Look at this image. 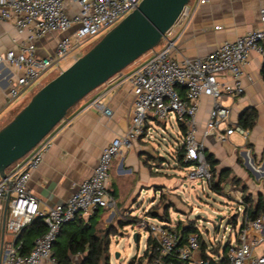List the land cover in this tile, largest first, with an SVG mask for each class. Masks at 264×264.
<instances>
[{"label":"built area","instance_id":"obj_1","mask_svg":"<svg viewBox=\"0 0 264 264\" xmlns=\"http://www.w3.org/2000/svg\"><path fill=\"white\" fill-rule=\"evenodd\" d=\"M209 1L194 0L190 4V0L178 21L162 37V46L149 50L146 60L134 64L123 75L120 84L128 83L133 94L129 128L124 135L114 136L102 148L92 174L73 191L65 203L43 210L28 186L32 172L54 144L53 133L57 126L9 167L6 178L0 177V196L10 195L6 229L16 238L36 218H41L46 226V231L36 237L28 252H23L17 241L8 243L3 264H42L47 260L59 264L54 256L53 244L63 225L86 218L98 208H118L109 186L113 160L124 148L133 147L134 142L142 137L147 140L152 138L154 126L164 125L165 130L167 123H172V118L179 125V139L173 144L175 165L186 168L180 185L186 183L188 187L201 181L212 188L219 173L213 171L207 158L206 142L198 135L200 101L204 95L213 99L205 136L213 134L220 141L227 140L234 133L248 137L249 129L231 122L232 109L223 101L245 92V77L254 80L246 67L253 54L264 56V26L226 40L204 56L177 58L173 51L183 33L177 32V25L181 23L182 28H186L199 7ZM140 2L0 0V20L12 21L19 31H29L28 36L20 41L18 50L0 53V64L7 62L19 71L10 79L9 97L15 99L30 86L37 85L44 76L52 72L60 73L65 69L64 62L79 57L78 48L82 43L114 27ZM260 20L264 23V7L260 9ZM53 32L62 33L57 39L55 50L48 55H39L37 40ZM91 108L108 117L114 113L104 102L103 94L88 103L86 109ZM181 124L184 125V131ZM179 153L187 165L180 162ZM9 181H12L11 185ZM202 188H205L204 185ZM220 191L237 202L235 207L226 211L229 222H232L231 219H235V222L229 235L225 232L220 237L215 236L210 243L205 241L196 219L186 218L195 221L198 231L191 232L183 239L177 229L178 220L174 221L172 217L170 223L151 221L148 208L146 218L136 216L137 226L147 231V239L151 237L156 242L159 255L153 264H174L172 258L210 264L213 260H221L224 250L227 264H264V213L255 218L250 217L249 210L253 203L245 200L243 191L233 184L231 178L221 182ZM231 210L233 213H230ZM215 212V220L219 222L217 227L220 228L221 212ZM202 241L206 244L207 255L203 254ZM147 246L146 241L144 248ZM217 248L218 252H214ZM70 264L84 263L74 261Z\"/></svg>","mask_w":264,"mask_h":264},{"label":"crops","instance_id":"obj_2","mask_svg":"<svg viewBox=\"0 0 264 264\" xmlns=\"http://www.w3.org/2000/svg\"><path fill=\"white\" fill-rule=\"evenodd\" d=\"M262 7H264V0H210L199 7L191 23L186 28L184 27L185 29L182 28L181 23L177 25V32L183 31V33L177 41L173 55L179 59L204 56L222 42L235 39L257 27L264 26L260 20ZM28 34L27 30L19 31L12 21L0 20V53H7L11 49L18 50L20 41ZM61 36L62 33L53 32L38 39V54L44 56L52 53L55 50L57 39ZM73 61L72 59L67 61L65 68ZM263 68L264 56L253 54L246 71L252 75L254 80L250 81L245 77L243 80L245 92L239 96L228 97L223 101L232 109L231 122L233 123H239L240 116L248 108L256 109L258 116L255 125L249 129L248 137L234 133L227 140L220 141L213 134L205 136L206 121L213 103V99L209 96L204 95L201 98L197 116L198 135L206 142L207 154L217 160L216 172L220 174L221 171L228 170L227 178L236 177L241 185H247L246 192L252 198H255V192L258 195L260 193L264 195ZM130 69L132 68L118 73L75 104L64 120L54 129V144L46 153L42 163L32 172L28 183L30 190L38 198L41 209L47 210L65 203L73 191L92 174L102 148L114 136L124 135L127 132L131 120L133 94L128 83L120 84V82L123 75ZM53 73L55 72L44 76L37 85L27 88L21 96L11 99L8 93L10 79L19 74V71L7 62L0 64V128L30 100L38 87H42L49 81ZM102 94L104 102L114 112L111 117L96 109H86L91 100ZM147 143L148 140L142 137L134 142L133 147L124 148L121 154L113 160L109 186L118 208H98L88 217L79 219L87 223L90 219L92 220L95 234L110 240V251H112L111 245L114 241L133 238L135 232L128 231L130 225L135 224V231L140 230L136 223L137 215H134V205L138 201L139 191L145 187L155 189V186L165 185L158 182L153 174L155 172L149 161L151 154ZM177 168L183 169L182 167ZM183 178L174 183L176 189L181 186ZM168 188L164 186L156 190L166 192ZM6 204L7 196H0V264H3V254L8 243L17 241L22 245L26 241V249L30 250L39 235L35 227L29 226L21 232L18 241L20 234L15 238L6 229L9 212ZM186 218L179 220L186 224L188 222ZM75 228L76 225L73 223L64 225L58 240L67 239L70 231ZM143 254L144 252L137 256L143 257ZM85 255L86 253L71 255L72 262L83 259ZM145 260L149 262L147 258ZM42 264L53 263L47 260Z\"/></svg>","mask_w":264,"mask_h":264},{"label":"water","instance_id":"obj_3","mask_svg":"<svg viewBox=\"0 0 264 264\" xmlns=\"http://www.w3.org/2000/svg\"><path fill=\"white\" fill-rule=\"evenodd\" d=\"M189 2L141 0L90 49L37 90L0 128V177L6 178L7 168L56 127L75 104L155 48ZM6 196L7 209L10 195ZM138 235V231L133 235L135 242ZM115 256L120 257V252Z\"/></svg>","mask_w":264,"mask_h":264},{"label":"rangeland","instance_id":"obj_4","mask_svg":"<svg viewBox=\"0 0 264 264\" xmlns=\"http://www.w3.org/2000/svg\"><path fill=\"white\" fill-rule=\"evenodd\" d=\"M193 1L194 0H191L190 4H192ZM106 32L107 31L82 43L78 48L79 55L84 54L90 49ZM161 46L162 43L157 45V48ZM149 53L150 51L146 52L135 63L130 64L121 72L132 68L133 65H136L138 62L140 63L146 60L149 57ZM64 65L66 66L67 62H64ZM57 74L58 72H55L50 75L49 80L54 78ZM39 88L41 87H38L37 90H39ZM171 122L172 123H167L165 130H163L164 125L154 126V136L150 138L147 143L149 146V153L151 154L149 161L152 163V168L155 172L153 174L157 177L156 180L158 182L165 185L155 186V189H146L150 187L141 189L138 194V201L134 205V215L145 217L147 208L149 211L152 209L162 211L163 208L172 205L170 212L173 220L185 219L186 217L196 219L199 230L205 241L210 243L215 236L220 237L225 232L229 235V232L233 229L234 222H229V214H227L226 211L231 207H235L237 202L234 198H229L221 191L214 190L207 183L203 184L201 181L190 184L188 187H186V183H184V186H178L177 189L174 187V183L182 179L186 174V168L179 169L175 165L173 144L175 140L179 139V125L175 118H172ZM163 137H165V139ZM203 185L205 187L204 189L202 188ZM164 186L169 187L168 191H163L161 193V190H156ZM257 196L258 194L255 192L254 201L257 199ZM215 211L221 212L220 221L222 225L220 228L217 227L219 222L215 220L217 216ZM230 213H233V211L231 210ZM188 214L189 216H187ZM150 220L153 221L158 219L151 217ZM225 226H227L226 230ZM135 228V224H132L128 227V231L130 233L138 231V229L135 231ZM139 232L141 233L139 243L135 242L133 238H131V240L122 238L119 242L114 241L112 243L111 249L113 253L110 251V264H123L133 257H135V264L149 263H147L145 257L137 256L144 252V243L147 241V236L145 235L147 231L140 229ZM260 250L261 247L259 248V251ZM115 251L120 252V257L115 256ZM190 264L196 263L190 262Z\"/></svg>","mask_w":264,"mask_h":264},{"label":"trees","instance_id":"obj_5","mask_svg":"<svg viewBox=\"0 0 264 264\" xmlns=\"http://www.w3.org/2000/svg\"><path fill=\"white\" fill-rule=\"evenodd\" d=\"M264 73V68H263ZM258 113L255 108H248L239 118V124L244 126L247 129H251L257 119ZM180 127L184 131V125L181 124ZM179 160L183 165H187L188 163H184L182 154H178ZM207 158L211 163L213 171L215 172V164L217 160L212 156L207 154ZM9 167L7 168V170ZM228 176V170H223L219 174V178L217 180L214 179L212 183V188L214 190L220 191L221 182L226 179ZM232 182L234 185L239 187L243 191V195L246 201L252 202L253 206L249 210V214L251 218H255L261 213H264V195L260 193L256 201L253 200L252 196L247 193V185H241V182L236 177H232ZM171 205L160 210H150L148 214L155 219H158L165 223L171 222V214H170ZM230 221L235 222V219H231ZM70 223L76 225V228L70 231L67 239L60 241L58 238L53 244L54 256L59 264H70L72 262L71 255H76L79 253H86L83 258L84 264H110V240L99 237L95 234L94 223L90 219V221L83 222L82 220H75ZM66 225V224H65ZM33 226L36 228L37 234L41 235L46 231V226L41 218H36L31 224L26 226L25 228ZM64 226V225H63ZM62 226V228H63ZM24 228V229H25ZM61 228V230H62ZM23 229V230H24ZM177 229L180 231L183 239H185L188 234L194 231H198V228L195 225L194 220H188L186 224H184L181 220L177 222ZM22 230V231H23ZM21 231V232H22ZM20 235L18 236V241L20 240ZM140 234L138 235V242L140 241ZM147 248L144 250L143 257L147 258L149 263L154 262V259L159 255L156 242L149 237L147 239ZM23 252H28L26 249V241L22 243ZM202 251L204 255L206 254V244L204 241L201 243ZM214 252H218V248L214 249ZM174 264H190V262L181 260L179 258H172ZM226 250L223 252V258L219 261H211L210 264H227ZM127 264H135V257L130 259Z\"/></svg>","mask_w":264,"mask_h":264}]
</instances>
